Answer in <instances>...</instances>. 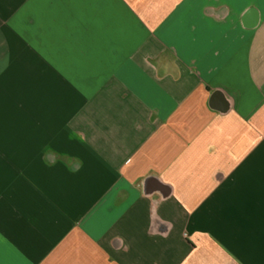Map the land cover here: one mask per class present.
I'll list each match as a JSON object with an SVG mask.
<instances>
[{
    "label": "crops",
    "instance_id": "crops-1",
    "mask_svg": "<svg viewBox=\"0 0 264 264\" xmlns=\"http://www.w3.org/2000/svg\"><path fill=\"white\" fill-rule=\"evenodd\" d=\"M0 264H264V0H0Z\"/></svg>",
    "mask_w": 264,
    "mask_h": 264
}]
</instances>
